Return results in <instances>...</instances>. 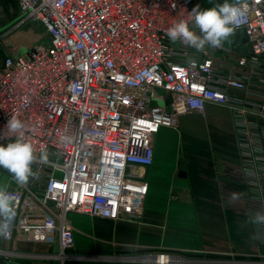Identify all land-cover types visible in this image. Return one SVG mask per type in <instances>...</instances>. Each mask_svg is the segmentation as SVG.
Instances as JSON below:
<instances>
[{"label":"built area","instance_id":"built-area-1","mask_svg":"<svg viewBox=\"0 0 264 264\" xmlns=\"http://www.w3.org/2000/svg\"><path fill=\"white\" fill-rule=\"evenodd\" d=\"M198 1L17 0L19 16L0 30V132L11 117L23 121L37 162L24 186L10 174L18 199L12 238L28 200L51 216L55 234L45 252L0 248L4 264H66L75 248L73 213L127 217L125 197L147 194L155 135L177 127L181 115L204 113L208 103L231 111L251 214L264 212V0H247L250 11L230 42L204 52L166 36L174 23L192 20ZM31 22L48 37L23 48L13 36ZM15 138L7 133L0 145ZM129 257L143 264L200 261L183 250ZM258 257L247 263L264 264V254Z\"/></svg>","mask_w":264,"mask_h":264},{"label":"crops","instance_id":"crops-1","mask_svg":"<svg viewBox=\"0 0 264 264\" xmlns=\"http://www.w3.org/2000/svg\"><path fill=\"white\" fill-rule=\"evenodd\" d=\"M220 2L199 0L197 4L213 7ZM19 13L17 0H0V30ZM47 37L39 23L31 22L16 31L13 39L24 48ZM237 137L231 111L213 103L206 105L204 113L181 115L177 127L163 126L154 138V162L146 168L147 194L126 196L123 210L127 217L119 220L71 214L75 249L79 253L116 250L135 254L183 250L188 258L210 264H220L221 258L239 264L234 263L236 258L264 254L262 236L253 239L261 228L245 224L252 216L247 196L250 187ZM4 172L0 168V186L12 193L16 214L15 182ZM14 220L15 215L8 234L0 235V248L17 252L50 249L48 242L55 233L49 229V214L26 201L13 239Z\"/></svg>","mask_w":264,"mask_h":264},{"label":"clouds","instance_id":"clouds-1","mask_svg":"<svg viewBox=\"0 0 264 264\" xmlns=\"http://www.w3.org/2000/svg\"><path fill=\"white\" fill-rule=\"evenodd\" d=\"M249 11L247 0H232L231 3L225 0L223 4L205 9L197 5L191 11L192 20L174 23L167 29L166 36L171 42H180L197 52H204L206 48L222 49L225 42H230V37L244 22ZM187 63L193 68L196 66L194 58H189ZM24 129L23 121L11 117L0 132V138H6L7 133L16 135L13 142L0 145V167L12 174L18 186L26 185L33 177L32 165L37 162L33 145L24 138ZM39 159L46 163L47 154H42ZM14 215L13 195L6 186H0V235L8 234ZM245 224L264 228V212H256ZM259 238L261 233L253 235V239Z\"/></svg>","mask_w":264,"mask_h":264},{"label":"rangeland","instance_id":"rangeland-1","mask_svg":"<svg viewBox=\"0 0 264 264\" xmlns=\"http://www.w3.org/2000/svg\"><path fill=\"white\" fill-rule=\"evenodd\" d=\"M204 1L206 3H208L210 0L208 2L206 0H204ZM219 1H221L223 3L225 2V0H219ZM221 2H220V4H223ZM206 6H207V4H206ZM206 6L204 5V6H201L200 8L205 9V8L212 7V6H208V7H206ZM0 168L5 171L4 173L8 172L4 168H2V167H0ZM8 175H10L9 172H8ZM7 253H9V252H7ZM71 253L74 254V256L68 257L69 259L66 261V264H143L140 260H138V262L135 259L134 260L130 259V261H128V260L124 261L123 260L124 259L123 257L138 255V254H135L133 252H119V251L114 250L111 252L97 251V252H89V253H83V252L78 253L77 249L74 248L73 250H71ZM77 254H80V255H77ZM82 254H84V255H82ZM89 255H91V256H116L117 259H111L108 257L107 258H99V257L93 258L91 256L88 257ZM118 257H121V258H118ZM223 259H225V258H221L220 259L221 262H219V263L220 264H228L226 262H222ZM4 260H5L4 256H0V264H4V262H5ZM236 260L238 261L237 263H239V264H243L242 263L243 261L244 262L246 261V263H244V264H248L247 262L252 261V263H253L254 261L261 260V258H259L258 256H252V257L248 256V257H246V259L236 258ZM15 264H19V261H17ZM193 264H210V263L197 261V262H194ZM216 264H218V263H216Z\"/></svg>","mask_w":264,"mask_h":264},{"label":"bare ground","instance_id":"bare-ground-1","mask_svg":"<svg viewBox=\"0 0 264 264\" xmlns=\"http://www.w3.org/2000/svg\"><path fill=\"white\" fill-rule=\"evenodd\" d=\"M72 256H74V254H69V255H67V256H65V259L66 258H68V257H72ZM76 256V255H75ZM88 257H90V256H88ZM91 257H93V258H95V257H99V258H111V259H117V257L116 256H91ZM118 258H121V257H118ZM129 259H137L136 257H128ZM64 259V260H65Z\"/></svg>","mask_w":264,"mask_h":264},{"label":"water","instance_id":"water-1","mask_svg":"<svg viewBox=\"0 0 264 264\" xmlns=\"http://www.w3.org/2000/svg\"><path fill=\"white\" fill-rule=\"evenodd\" d=\"M250 49L252 50L251 44H250ZM53 250H54L55 252L59 251V241H58V239H57V240L55 241V243H54ZM7 264H8V263H7Z\"/></svg>","mask_w":264,"mask_h":264}]
</instances>
